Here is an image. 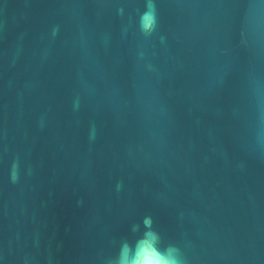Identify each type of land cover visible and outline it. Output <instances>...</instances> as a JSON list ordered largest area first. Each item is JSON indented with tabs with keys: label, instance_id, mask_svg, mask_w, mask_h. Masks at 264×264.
Returning a JSON list of instances; mask_svg holds the SVG:
<instances>
[{
	"label": "water",
	"instance_id": "water-1",
	"mask_svg": "<svg viewBox=\"0 0 264 264\" xmlns=\"http://www.w3.org/2000/svg\"><path fill=\"white\" fill-rule=\"evenodd\" d=\"M149 4L0 0V264H264V0Z\"/></svg>",
	"mask_w": 264,
	"mask_h": 264
},
{
	"label": "clouds",
	"instance_id": "clouds-1",
	"mask_svg": "<svg viewBox=\"0 0 264 264\" xmlns=\"http://www.w3.org/2000/svg\"><path fill=\"white\" fill-rule=\"evenodd\" d=\"M149 6L152 7L151 0ZM148 18L154 20V13L149 14ZM144 224L150 227L151 220L145 219ZM157 240L158 236L155 232H146L137 241L135 251L131 258H122L121 264H178V261L174 257L166 256L157 249ZM129 251H132L130 247Z\"/></svg>",
	"mask_w": 264,
	"mask_h": 264
}]
</instances>
